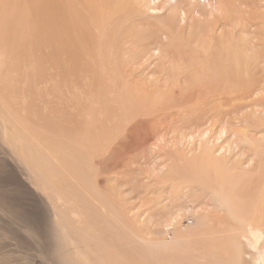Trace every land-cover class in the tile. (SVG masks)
<instances>
[{
  "label": "rangeland",
  "instance_id": "rangeland-1",
  "mask_svg": "<svg viewBox=\"0 0 264 264\" xmlns=\"http://www.w3.org/2000/svg\"><path fill=\"white\" fill-rule=\"evenodd\" d=\"M132 1L10 0L12 6L8 16V11H4V4H2L5 2L0 0V7L4 11L0 10V65L3 64L1 75L4 73L0 75V83L2 82L0 89L6 87L2 93L0 92V126L3 124L6 126L5 132H2L3 127H0V198L12 202L10 205L6 204L9 207H2L0 202V264H66L65 262L76 257L69 254L72 249H75L74 246L70 247V251H65L63 246L58 244L50 217L46 216L48 214H46V198L38 195L46 191L42 190L40 185L36 187L37 184L31 183L27 178L34 167L43 164L36 147L42 144L44 153L50 147L52 149L54 147L53 151L56 153L58 148L62 152L66 147L69 149L73 147L74 150L71 149V153L75 156L72 155L70 159L65 158V164L69 171L76 165V171L73 172L72 177L63 178L67 171L64 172L59 167L57 170L62 173H56L51 191L56 194V190L59 189L56 186V180L60 178L65 186L62 192L65 196L63 201L58 203L59 209L70 211L66 215L71 216L72 219L68 216L67 218L66 215L65 218L74 226L78 225L80 221L78 219L83 217V213H85L84 216L87 215L85 218L91 219L93 215L96 218L97 215L98 220L107 221V229L109 227L111 232L114 231L117 234L112 233V237L106 236L104 242L108 246L109 243H115L114 247L121 255L125 254L124 264H171V254L167 253L168 250L160 252V247L155 244V240L158 237L163 238L168 244L175 231L181 227L187 228V225L192 224L196 218H200L203 212L208 210L209 212L212 210L207 216L211 219L209 223L213 231L217 230V226L222 223L219 215L221 220L225 221L226 218V223H231L234 230L230 232L235 231L234 220H231L219 208L215 209L216 207L211 203L210 194L204 190L193 195L194 198L196 197L195 211L182 214L176 224L164 227L173 213L170 206H164L170 204H167L168 195L172 188L179 184L178 180L185 179L190 184L188 188H200L203 184V180L199 178L200 180H193L199 182L193 185L191 172L182 171L183 168L179 167L183 166L181 161L195 157L187 150L192 144L197 146L199 142L198 138L195 140L194 137L191 140L187 136L196 135L200 127L204 129L211 122H216V118L209 119L206 125L192 131L188 127L190 120L195 121V115L200 114L204 116H199V123L205 121L209 117V114H203L205 108L215 113L213 105H216L213 102L214 104H208L205 107V104L201 102L209 95L202 97L200 93L197 96L193 92L189 95L191 100L188 98L186 102L163 110L165 107L162 109L158 100L163 97L164 92H160L161 96L157 97L158 88L153 90L154 84L149 81L155 82L161 78L159 83L163 84V79L168 78L169 86L164 85L161 88L173 89V92L168 93L172 98L182 95L187 87L184 83L174 84L177 77L175 78L169 69L178 67L187 69L184 66L198 59L191 52L199 55L197 49L204 42L202 24L205 18L202 16L199 20L200 18L194 17V21L189 17L190 19L188 18L184 23L182 18L177 16L176 21L173 22L172 31H169L166 24L170 17L168 13L172 14L170 9L172 4L176 2L175 5H177L181 1L178 7L187 8L191 1L188 8L192 7L193 10L194 4L199 3V7L201 1L196 0L193 3V0H187L186 4V0H136L140 6L138 12L132 8V6L135 7ZM148 4L150 7L155 6L157 10L148 9ZM178 13L180 12L177 11L176 14ZM2 14L7 15V19ZM6 20L9 24H6ZM3 25L5 29H9L5 33ZM9 32L11 33L10 43L3 45L2 36L6 38L5 34ZM156 40L157 42L154 43ZM5 47H8V52L5 51ZM152 48H155L154 51L157 48L158 50L153 53ZM4 52L7 56L10 55L9 66L6 65L8 58L3 55ZM139 67L146 68L144 75H141ZM231 88L228 87L227 94L218 93L219 98L216 100L223 109L221 111L230 113V116L234 118L232 120L228 117L229 128L233 130L243 128V124L249 125L250 131H257L258 138H261L264 144V115L247 114L250 108L242 110L241 105L244 101L236 93H231ZM8 91L11 93L7 94ZM183 99L186 100V98ZM256 107L259 105L257 104ZM256 107L254 106L255 109ZM3 111L8 117H6L7 121L5 117H2ZM227 134L219 137L211 131L207 132L205 139L208 141L203 143V148L212 146L214 157L225 169L233 167L237 177L250 173L253 174L257 184L262 183L259 180L264 179L262 150L259 149L255 154L254 147L241 145L239 147L241 154H239L237 148H234L237 134L233 131ZM22 136L27 148L17 150L11 156L2 153L9 150L8 147L13 144L23 145L24 142L18 140ZM159 137L163 140L162 142ZM92 141L94 145L91 143L90 146L89 143ZM254 142L258 143L255 140ZM259 148L264 146L260 143ZM183 154L185 158L184 156L181 158ZM50 155L52 158L51 153ZM5 158L8 162H5ZM176 165L179 167L177 168ZM23 167H26V170ZM77 178L81 180L80 183ZM210 180L216 190L218 177L212 173ZM224 180L228 178L225 177ZM72 182H76L77 185ZM255 185L250 183L245 187L240 186L246 200L250 203L255 202L260 194L259 186ZM67 186L76 187V189H68L71 191L68 194L71 193L74 197L71 194L67 195ZM181 187L184 186L181 185ZM83 188L88 193L84 192ZM71 189L77 191L73 193ZM79 198L81 204L92 201L97 208L90 204V207L84 204L85 208L83 204L79 206L80 203L78 204L79 201H77ZM84 198L90 201H85ZM73 201L75 205L77 203L78 208L76 206V209L73 208ZM118 205H121L120 208ZM104 206L107 209L106 212L101 209ZM69 208L73 212L84 208L82 211L85 212L73 213ZM116 208L118 211L115 210ZM92 210L96 213L90 214ZM110 210L113 213H110ZM120 211H124L126 215L125 219L123 218L124 226L114 223L113 216L116 214L115 217H117ZM76 217L78 221L75 220ZM22 220H28L27 227L22 225L21 222H25ZM82 220L80 222L86 224ZM92 222L89 223L91 227L94 226ZM110 222L113 224L111 225ZM79 227L80 225L77 231L80 230ZM63 233L69 236L65 228ZM207 235L208 233L199 235L196 241L192 242L197 250L206 248L203 245L208 242ZM217 236L220 237V235ZM234 240L235 236H229V240L225 242L233 243ZM121 241L123 246L120 248ZM93 247L92 243L90 248H86L90 259L92 258L91 264H100L99 253L94 252Z\"/></svg>",
  "mask_w": 264,
  "mask_h": 264
},
{
  "label": "bare ground",
  "instance_id": "bare-ground-1",
  "mask_svg": "<svg viewBox=\"0 0 264 264\" xmlns=\"http://www.w3.org/2000/svg\"><path fill=\"white\" fill-rule=\"evenodd\" d=\"M200 1H201V3L199 5V7H198L199 3L197 5L194 4L193 10L191 9L192 7L188 8L189 4L191 5V1L188 3L187 8L186 7L181 8L182 6H180V8L178 7V5L181 1L178 2L177 5H175L176 2L174 4H172L174 6V7L172 6L173 9H172V7L170 8L172 14L168 13L170 17L168 16L169 20H168V23L166 24L169 31H172L173 22L177 16H180L182 18L183 22L185 20L187 21L189 17L191 19H194V17L198 18V19L200 18L199 20H201L202 16H204L203 18H205V20H203V24L201 23L202 24V30H203V31L202 30L201 31H202V34L204 35V42L201 45V47L199 49H197V51L199 52V53L198 52L197 53L199 55L191 52V54H193L198 59L196 61H192L191 64L184 66L187 69H182L181 67H178L177 69H173V68L169 69L171 71V73L173 75H175V78L177 77V79L174 80V84H180L181 85L184 83V85H185V87H187V89L183 90L184 92H182V95L179 96L178 98H176V97L172 98L171 96L168 95V93L170 91L173 92L174 91L173 89H171V88L169 89V87H168V89L161 88V86H164V85L169 86L170 83L168 82V80H169L168 78L163 79V82H162L163 84L159 83L161 81V78L155 80V82L152 80L151 81L148 80L151 84H154L153 90H156L158 88V90H156V91H158V93L156 95L157 97L161 96L160 92H164L162 94L163 97L158 100V103H160L162 105V109H163V107H165L163 110H166V108H168L170 106L172 108V106H174L176 104H181L183 102H186L188 98H189V100H191L189 95L193 94V92L195 93V95L197 94V96H198V93H200L202 95V97H206L209 95L206 100L201 102V103L205 104V107H207L208 104L212 105L213 102L216 105V106L213 105V107H215V113H212L210 111L211 109L205 108V111L203 114H209V117H207V119L205 121L199 123V116H201V117L204 116V115H200V114L195 115V119H196L195 121L190 120L188 127L190 129H192V131H195L200 126L206 125L209 122V119L211 120V119L216 118V122L210 121L211 123L208 126L206 125V127L204 126L205 127L204 129H202V127H200L202 130H200V128H199L196 131V135L191 134L190 136H187V138L189 137V138H191V140H193L194 137H195V140H196V138L199 139L197 146H195L196 144H192L191 143L192 141H190V143L192 145H191V148L188 146L189 149L187 150V152L189 151V154L190 153L194 154L195 157H193V158L190 157L191 159H189V160L186 159V160L181 161L180 163L183 164L182 167H181V165H180V167H179V165H176L177 168L178 167L180 169L183 168L182 171H185V170L188 171L189 170V172H191V175L193 178L192 181L194 179H196V181L202 179L203 184H201L200 188L199 187L188 188V186L190 184H188L185 179L179 177L182 180L179 179L178 180L179 184L174 186L172 188L171 192H169L167 204H169V203L170 204L164 206V207L170 206L173 209V213L171 214L170 218L167 219L166 223L164 224V227H167L171 224H176L179 221V218L182 214L184 215V214L189 213L191 211L192 212L195 211L197 209L195 206V204H196L195 198L196 197L194 198L193 195L195 196L197 194V192L199 193V191L204 190L207 194H210V200L212 201L211 203L214 204V207H216L215 209L219 208L220 210L224 211L225 214L231 218V220L232 219L234 220L233 222L235 223L236 229H235V231L230 232V231L234 230L231 223H229V222L226 223V218H225V221L221 220V215H219L218 217L220 219V222H222V223H220L217 226V230L213 231L212 227H211L212 225L209 223V220H211V219L208 217L209 213L212 210L210 212L208 210V212H203V215L200 218H196L195 221L192 222V224L187 225V228L181 227L178 229V231H175L173 237L170 238L171 240L169 241L168 244H166V242L163 238H159V237L155 240V244L158 245V247H160V249H159L160 252H165L166 250H168L167 253H169V255L171 254L170 255L171 264H264V179H259L262 183L257 184L254 181L253 174L246 173L245 176L243 174H241L240 177H237L236 171L234 169H232L233 167L232 168L229 167V168L225 169V167L222 165V163L214 157L212 146L209 148H206V147L203 148V143L208 141L207 139H205L207 132L211 131V133H213L214 135L216 134L220 137L223 134L224 135H226L227 133L230 134L233 131L234 134H237L236 139H235V147L234 148H237L238 153L240 151L239 147H241V145L248 146V147L250 146V148L254 147V149H255L254 153L255 154L258 153L259 149L262 150V152L264 153V148H259L260 143L263 146H264V144L262 143V139L258 138V136H257L258 134L256 133L257 131H252V130L250 131L249 125H245V124H243L244 125L243 128H236L235 127L236 129H233V130L231 128H229L230 120H228V117L231 118L232 120L234 118L230 116V113L224 112V111L222 112L221 110H223V109L220 108V106L217 104V101H216L219 98L218 93L221 92L222 94H227L228 93V87L230 86V87H232L231 93L232 92L236 93L237 95L242 97V99L244 101L243 104L241 105L242 110L245 108H250V111L247 114L264 115V0H199V2ZM2 2H3V0H2ZM4 2L5 3H2V4H4V6H3L4 11L5 10L8 11V16H10L9 15V13H11L10 6H12L11 2H10V0H4ZM132 2H133V4H135V7L132 6V8H134L136 10V12H138V9H139L138 7H140V6H138L139 3L136 0H133ZM192 2L194 3V2H196V0L195 1L193 0ZM197 2H198V0H197ZM149 3H151V2H149ZM185 3L187 4V0ZM84 6H86V5H84ZM87 6L89 7L88 4H87ZM154 7L155 6L150 7V4H148V9L155 10L156 8H154ZM194 7H195V9H194ZM174 9H176L180 13L176 14L177 11H175ZM0 10H2V12H4L3 9H1V7H0ZM194 13H196V15ZM59 15H61V14H59ZM193 15H195V16H193ZM3 16H5L4 17L5 19H7V17H8L5 14ZM2 20H3V17H2ZM2 20H1V26H2ZM11 20H13V19H11ZM190 21H189V23H190ZM194 21H195V19H194ZM196 21H198V20H196ZM177 23H178V20H177ZM6 24H9L8 21L6 22ZM3 27L5 30L4 33L9 30L8 28L5 29L4 25H3ZM179 28L180 27H178V29ZM187 31H189V30H187ZM199 32H200V30H199ZM10 34H11L10 32L8 34H5L6 38H4L2 36V39L4 41L3 45H5V44L8 45V43H10ZM2 35H3V32H2ZM12 38H14L13 34H12ZM61 39H63V38L61 37ZM156 42H157V40L154 41V43H156ZM18 46H20V45H18ZM7 48L5 47V51H7ZM155 48H152L153 53L158 50V48H157L156 51H154ZM2 51H3V48H2ZM12 52H11V54H12ZM200 52H201V54H200ZM3 55L7 56V53L4 52ZM148 56H150V55H148ZM7 58H8V62L6 65H8L9 62L11 64V61L9 60L10 55H8ZM193 58L194 57H192V59ZM198 62H200V63H198ZM2 65H0V75H1ZM143 66H144V63H143ZM181 66H182V64H181ZM144 67H139L140 68L139 71L142 72L141 75H144L143 72L146 70V68H144ZM11 68H12V66H11ZM11 68H10V70H11ZM163 69H164V67H163ZM131 70L132 69H130V71ZM160 72H162V71L160 70ZM10 73H11V71H10ZM146 73H148V72H146ZM171 73H168V74L171 75ZM2 75H4V73H2ZM8 75H9V73H8ZM144 77H146V76H144ZM179 77H182V78L179 79ZM144 85H145V83H144ZM1 88H3V87H1ZM145 88H147V87H145ZM5 89H6V87H5ZM5 89H2V90H5ZM2 90L0 91L1 93H2ZM150 90H152V88ZM9 91H11V89ZM9 91L7 94H10L12 92L11 91L9 93ZM146 96H148V95H146ZM183 98H186V100H184ZM157 99L158 98H156V100ZM249 99H251V101H249ZM136 101L138 102L137 99H136ZM198 103H200V102H198ZM257 104L259 105V107H256ZM254 106L256 107V109L254 108ZM1 114H2V112H1ZM4 114L5 113L3 111L2 117H5V119H6L7 115L5 114L6 115L5 116ZM190 116H192V114ZM235 118H238V117H235ZM5 121H7V119ZM3 122H1V123H3ZM163 126H165V125H163ZM0 127H3L2 132L6 131V126L4 124ZM184 127H185V125H184ZM181 132H182V130H181ZM248 132H250V134H248ZM9 133H10V131H9ZM161 134H163V133L161 132ZM182 134H181V136H182ZM3 135H6V134L4 133ZM82 135H83V133H82ZM186 135H187V133H186ZM2 138H4V137H2ZM135 138H136V136H135ZM187 138H184V139H187ZM255 138H257V139H255ZM159 139H160V137H159ZM18 140L24 142V144L20 145V146L13 144V146L8 147L9 150L7 149L2 153L6 154L7 156L8 155L11 156L15 151L27 148V146L25 145L24 136L20 137ZM254 140L258 143L255 144ZM162 141L163 140H161V142ZM181 141H182V139H181ZM78 143H79V141H78ZM91 143H92V145H94L93 141H92L89 143L90 146H91ZM42 145L41 146L36 145V147H37L38 152L41 156L43 164L39 167H34L31 174L27 178L30 180L31 183L35 182V184H37L36 187L38 185H40L41 189L46 191L44 193L42 190H40V191H42V193H38V195L39 196L43 195L46 198V202H47L45 205V206H47L46 207V214L47 213L49 214V215L47 214L46 216H48V218L50 217V221L53 225V228L56 231L55 237L58 240V244L60 246H63L65 251H70V247H72V246H74V248H75V249H72L69 252V254L71 253L72 256H76V257L72 258L69 262H65V263L66 264H91L92 258L90 259V255L87 251L88 249H86V248H90V245L93 243L94 244L93 248H95L94 252L98 251V253H99V263L100 264H124L125 254L121 255V253L114 247L115 243L114 244L109 243V246H108L107 243L104 242L106 240V236L112 237V233L114 235H116L117 232H114V231L111 232L109 227L107 229L106 219H105L106 222H104L102 220H98L97 215H96L97 219L94 218L95 217L94 215L93 216L91 215L93 217L91 219H89L88 217L85 218V216H87V215L84 216L85 213H83V212H85V211H82V210L85 208V206H87V204L88 205L90 204V205H93V207L95 206L97 208V206L94 205L95 203L92 204V201H90L88 198L87 199L84 198L85 201L89 200L91 203H87V202H86L87 204L82 203L83 206L85 204L84 208L82 210H80L81 209L80 208V209H78V211L77 210L76 211L83 213V217H80L78 220L81 221L83 219L84 221L83 220L82 221L84 223L86 222V224H83L80 221H78L77 217H76L75 220L78 221V225L74 226L73 224L67 222V219L65 218V215L69 214L70 211L66 212L68 210H66L64 208L65 214H63L64 211L61 210V211H63V212H61L59 209L60 205L58 203L60 201H63V197L65 196V195L63 196V194H62V192L64 191L63 187H65V186H63V183L61 182L60 178H58L56 180V186H57V188H59L58 190H56V194H54L51 191L56 173H62L60 171L62 169L64 172L67 171V174L63 178H65V177L70 178V177H72V174H74L73 172L76 171V165H75V167H73L69 171V169L66 168V164H65V158L70 159V158H72V155H74L71 153V151H72L71 149H73V147L71 149L66 147L65 150L64 149L62 150V152H61V150H59V148L58 149L55 148L58 150V152L56 153L53 151L54 147L52 149V147L49 146L50 147L49 150L44 153V152H42V151H44V147L42 148ZM200 148H203V150H198ZM99 149H101V148H99ZM184 152H185V149H184ZM187 152H186V154H187ZM196 152H197V155H195ZM50 153L52 154V158H51ZM239 154H241V153H239ZM183 156H184V154L182 155V157L179 155V157H181V158H183ZM27 157H28V155H27ZM184 158H185V156H184ZM74 159H75V157H74ZM4 160H5V162H8V159L5 158ZM20 160H19V162H20ZM203 166H205V168ZM59 167H60V170H57ZM23 168L26 170V167H23ZM263 172H264V169H263ZM212 173H214L218 177V180L216 182L218 187L216 190L214 189L213 182L210 180ZM83 175H84V173H83ZM225 177H227L228 180H224ZM187 178H189V177H187ZM83 179H85V178H83ZM78 181H79V179H78ZM80 181H79V183H80ZM194 181L192 182V184L193 183L194 184L199 183V182H194ZM72 183L75 184L76 182H72ZM79 183H78V185H79ZM250 183H251V185L256 184L255 186H259V188H260V194H259L258 198L256 197L257 200L253 203H250L246 200L245 194L241 191L242 187H240V186L245 187L246 185H249ZM35 184H34V187H35ZM76 185H77V183H76ZM76 185H74V186H76ZM181 185H183L184 187H181ZM79 187L81 188V186H79ZM186 187L188 189H186ZM69 188H72V187L67 186V191H66L67 195L71 194V193L68 194V192H71L70 190L68 191ZM72 189H76V187L72 188ZM89 189L92 190L91 188H89ZM97 189H99V188H97ZM121 189L123 190V188H121ZM82 190L84 191V188ZM82 190H80V191H82ZM94 190H96V189H94ZM244 190H246V189L244 188ZM72 191L74 193V191H77V190H72ZM84 192L88 193V191H84ZM91 194H93L92 191H91ZM100 194H99V196H101ZM81 195H83V193ZM198 195H200V194H198ZM72 197H74V196L72 195ZM72 197H70V198L73 200ZM83 197H85V195ZM94 197H95V195H94ZM80 198H79V200H77V201H79L78 204L81 202ZM81 199H83V198H81ZM97 199H98V197H97ZM199 201H200V199H199ZM0 202H1L2 207H9L7 205H10V203L12 204V202H9V201H7V199L5 200L3 198H0ZM206 202H208V200ZM73 203H74L73 208H75V206H76V208H78L77 203H76V205H75L74 201L72 202V204ZM82 204L80 203L79 206H82ZM107 204H109V203H107ZM115 204H116V202H115ZM71 205H70V208H72ZM90 205H89V207H90ZM105 206L101 207V209H102V211L106 212L107 209L105 208ZM120 206H119V208H120ZM89 207H87V209H90ZM93 207H91V209ZM75 209H73V210H75ZM87 209H85V210L87 211ZM198 209H199V206H198ZM200 209H202V208H200ZM115 210H117V208ZM76 211H74V212L76 213ZM111 211L112 210H110V213H113ZM217 211H219V210H217ZM92 212L96 213L95 211L92 210L90 214H92ZM82 213H80V216H82ZM115 215L113 216V214H112V216L115 218L114 223H117L119 225L124 226L125 223L123 224V222H124L123 218L125 219V216H126L125 212L120 211L118 213L117 217H115ZM121 215L123 217H121ZM67 216L69 217V215H66V217ZM78 217H79V215H78ZM69 218L72 219L71 216ZM85 219H86V221H85ZM109 219H112V218L109 217ZM22 221L26 222V223L21 222L22 225L27 227L29 224L28 220H22ZM63 222H65V224ZM91 222L94 223L93 227H91V224H89ZM125 222H127V221H125ZM112 224L113 223H111V225ZM79 225H80V227H79L80 230L77 231L76 229ZM214 227H215V225H214ZM63 228H65L68 231L70 237L67 234L63 233ZM32 230L35 231L34 228H32ZM41 231H42L41 234L43 235V230H41ZM160 233L163 234V232H160ZM205 233H208V235H207L208 242L203 245L206 248L202 249V250H200V249L197 250V248L192 244V242L199 235H202V234L204 235ZM209 233H210V235H209ZM217 235H220V237H218ZM228 235L230 237L235 236V240L233 243L225 242V241L229 240ZM222 242H223V244H221ZM122 246L123 245H122V241H121L120 248ZM96 261H98V259H96Z\"/></svg>",
  "mask_w": 264,
  "mask_h": 264
}]
</instances>
